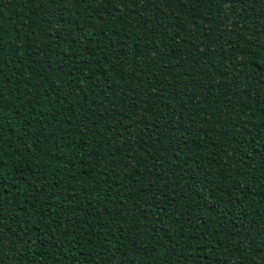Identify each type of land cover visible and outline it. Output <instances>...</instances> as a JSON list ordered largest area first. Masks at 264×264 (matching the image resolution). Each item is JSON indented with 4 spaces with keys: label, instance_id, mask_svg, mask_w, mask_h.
I'll list each match as a JSON object with an SVG mask.
<instances>
[{
    "label": "trees",
    "instance_id": "obj_1",
    "mask_svg": "<svg viewBox=\"0 0 264 264\" xmlns=\"http://www.w3.org/2000/svg\"><path fill=\"white\" fill-rule=\"evenodd\" d=\"M0 264H264V0H0Z\"/></svg>",
    "mask_w": 264,
    "mask_h": 264
}]
</instances>
